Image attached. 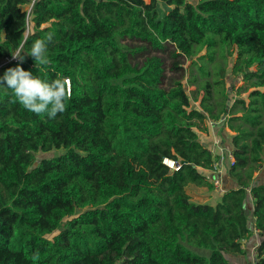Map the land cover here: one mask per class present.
<instances>
[{"label": "trees", "instance_id": "16d2710c", "mask_svg": "<svg viewBox=\"0 0 264 264\" xmlns=\"http://www.w3.org/2000/svg\"><path fill=\"white\" fill-rule=\"evenodd\" d=\"M17 66L70 86L55 119L0 88V264H231L255 233L264 264V0H0V77ZM211 121L234 163L195 204Z\"/></svg>", "mask_w": 264, "mask_h": 264}, {"label": "clouds", "instance_id": "9594fccd", "mask_svg": "<svg viewBox=\"0 0 264 264\" xmlns=\"http://www.w3.org/2000/svg\"><path fill=\"white\" fill-rule=\"evenodd\" d=\"M54 33H47L43 39L34 41L30 55L35 59L36 67L50 64L49 44L53 42ZM13 59L21 62L25 55H21V49H17ZM67 78H57L55 80L41 79L34 76L31 71H25L22 67L8 69L3 77H0V88L10 89L14 102H18L26 110L36 115H47L50 119H55L58 114L66 110L68 98ZM33 264L40 259L39 252L31 257Z\"/></svg>", "mask_w": 264, "mask_h": 264}, {"label": "rangeland", "instance_id": "374dc122", "mask_svg": "<svg viewBox=\"0 0 264 264\" xmlns=\"http://www.w3.org/2000/svg\"><path fill=\"white\" fill-rule=\"evenodd\" d=\"M146 2H149L150 0H145ZM191 1H195V0H191ZM27 9H30V6L27 7ZM128 44H133L131 41H127ZM153 54H157L161 57H163L164 59L166 58V55L164 53H153ZM236 58V56H235ZM143 60L142 57H140L137 61L141 62ZM234 61V57L230 59V66L228 69V72H231V68H232V63ZM190 64V62H185V65L188 66ZM185 83V81H184ZM241 82L237 83L236 87L241 86ZM229 86V84H228ZM194 89V88H192ZM229 89L231 90L230 86ZM232 96L236 97V92L235 91H231ZM240 97L247 99L248 97V93L246 94H242ZM213 121L211 122H207L208 125V132L205 133H200V138L201 140L205 141L208 143V145L210 147H213V149L215 150V152H220L221 148H224V144L223 142L217 138L218 137V132H219V125L220 123H218V127L213 125ZM217 123V122H216ZM217 136V137H216ZM63 151H52L49 153H44V152H39L37 154L38 159H44V158H55L59 155H62ZM223 170V169H222ZM211 171H204V173L209 176L208 174ZM226 172V169H225ZM263 172V171H262ZM211 176V175H210ZM213 179V177H211V180ZM215 181V180H214ZM225 185L227 183V180L224 181ZM222 181V187L220 188H213L212 190L207 189L205 187H196L193 185L188 186L187 188V193L190 195L191 197V202L195 203V204H211V205H216L220 202L221 200V191L224 190L223 189V183ZM253 224L250 223V227H252ZM246 240L243 241L244 243V248L247 250V254L242 255V256H233V255H229L228 259L230 261L231 264H254L256 261V257L258 254L257 251V247L258 244L261 241V236L257 235L256 233L245 243Z\"/></svg>", "mask_w": 264, "mask_h": 264}, {"label": "built area", "instance_id": "2783aa9c", "mask_svg": "<svg viewBox=\"0 0 264 264\" xmlns=\"http://www.w3.org/2000/svg\"><path fill=\"white\" fill-rule=\"evenodd\" d=\"M69 86H70V82L68 80V87ZM227 132L232 134V132L229 129H227ZM217 138H219V137H217ZM211 152L216 157V162H215V165H214V169L210 170L211 172L208 175L209 176L210 175H214L215 176L212 179V183H213L214 187L218 189V188L222 187L221 184H222V181H223V177L227 174V171H228V164L232 165L234 163V156H233L232 150H229L226 147L221 148L220 152H218V153L217 152L213 153V151H211ZM163 163L171 171L177 172L181 168V165L178 162H175L174 160H171V159H168V158H165ZM225 169H226V172H225ZM243 249H244V246H243Z\"/></svg>", "mask_w": 264, "mask_h": 264}, {"label": "crops", "instance_id": "0c3cea01", "mask_svg": "<svg viewBox=\"0 0 264 264\" xmlns=\"http://www.w3.org/2000/svg\"><path fill=\"white\" fill-rule=\"evenodd\" d=\"M213 125H215V126H217L218 127V125H216V123H213ZM217 137V136H216ZM219 137V136H218ZM203 141V140H202ZM208 147H209V149L211 150V151H213V153H216L215 152V150L213 149V147H210L209 145H208V143L207 142H205V141H203Z\"/></svg>", "mask_w": 264, "mask_h": 264}]
</instances>
